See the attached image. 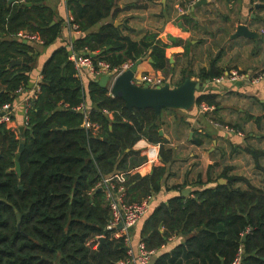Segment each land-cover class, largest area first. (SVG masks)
<instances>
[{
  "label": "trees",
  "instance_id": "16d2710c",
  "mask_svg": "<svg viewBox=\"0 0 264 264\" xmlns=\"http://www.w3.org/2000/svg\"><path fill=\"white\" fill-rule=\"evenodd\" d=\"M45 1L0 0V107L12 106L17 92L27 89L36 43L48 47L61 35L62 23H54V12ZM255 1L264 3L251 0ZM113 7L114 0L67 1L81 36L71 42L72 49L60 47L44 63L40 90L30 101L23 132L0 125V264H117L126 258L127 247L108 229L110 210L97 185L145 161L133 151L140 140L160 144L162 166L147 176L127 177V203L159 193L170 175L167 166L173 155L162 147L161 115L152 109H127L108 86L99 85V79L84 85L69 57L95 55L94 65L105 61L111 69L150 58L152 68L167 82L174 72L167 50L182 47L186 53L189 43L168 36L167 44L156 34L133 42L112 23L89 33ZM180 20L192 29L197 26L189 16ZM25 33L37 41L24 43L20 35ZM217 61L218 57L199 71L200 81L223 76ZM194 105L216 107V95H198ZM21 143L24 149L19 154ZM248 152L255 159L261 154ZM221 178L226 184L215 181L214 187L204 186L188 197H172L142 219L140 242L155 251L151 264H232L239 251L240 264H264V190L241 177ZM240 182L248 188L237 187ZM175 237L183 241L162 251Z\"/></svg>",
  "mask_w": 264,
  "mask_h": 264
},
{
  "label": "crops",
  "instance_id": "0c3cea01",
  "mask_svg": "<svg viewBox=\"0 0 264 264\" xmlns=\"http://www.w3.org/2000/svg\"><path fill=\"white\" fill-rule=\"evenodd\" d=\"M67 1H45L46 6L54 12V23H62V31L51 46L45 47L38 42L34 46L37 55L35 66L30 72L29 84L23 93L17 94L12 105L11 122L8 124V127L17 132L19 127L25 128L24 98L40 89L44 63L56 49H72L71 42L81 36L79 31L75 32L73 29ZM190 2L191 0H114L109 17L92 27L89 33H95L102 26L112 23L124 37L133 42H139L148 34H156L167 44H170L168 36L180 39L185 45L189 43L186 53L182 47L167 50L168 58L173 60L171 64L174 66L171 80L179 77L178 82L190 75L186 80L205 83L206 81L199 80L198 73L201 69H208L216 57V66L224 71L223 75L244 65L252 67V70L240 71L242 73H254L255 68H264V3L251 0H206L200 6H196L198 2L190 6ZM183 16L193 18L196 28L182 24L180 18ZM240 25L246 26L255 36H236ZM149 59L140 62L135 75L156 73L163 77L152 68ZM77 76L84 85L94 79L86 69H82ZM164 83L166 84L165 80ZM197 94H215L217 106L212 107L210 112L205 111L203 105H193L186 110H161L159 131L165 139L162 147L164 152L171 150L173 158L167 166L170 175L163 182L161 191L151 196L152 209L172 197H182V192L188 191L190 196L204 186L214 187L215 181L224 180L222 175L244 178L252 187L264 190V78L252 85L236 82L216 86L209 83ZM228 129H233L234 132H229ZM194 140L201 144L196 145ZM136 145L133 147L134 152L138 151L142 142L139 141ZM248 150L261 154H257L255 159ZM240 163L250 173L243 172ZM157 166H162V162ZM236 186L248 188L243 182ZM174 187L179 188L175 190ZM142 224L143 221L139 222L131 231L134 247L140 243ZM182 241V238H172L162 251L168 252Z\"/></svg>",
  "mask_w": 264,
  "mask_h": 264
},
{
  "label": "built area",
  "instance_id": "2783aa9c",
  "mask_svg": "<svg viewBox=\"0 0 264 264\" xmlns=\"http://www.w3.org/2000/svg\"><path fill=\"white\" fill-rule=\"evenodd\" d=\"M196 2H198V0H191L190 6H193ZM73 29L75 32H78L77 27L74 25ZM20 38L25 41L36 40L35 37L27 35L26 33L20 35ZM69 60L74 64L77 75H79L82 69H86L96 79H100L102 76H108L111 82L110 84H112V82L118 76H120L124 71L128 70L133 65L125 64L114 69H111L110 65L105 61H98L94 65L88 54H83L80 56L72 54L69 57ZM263 78L264 73H238L232 71L226 75L214 79L210 83L216 86L222 84H234L236 82L252 85L258 83ZM131 83L139 87L146 86L148 88L162 87L165 84L163 77L156 73H143L139 75L134 74ZM39 90L40 89H38L36 92L30 93L29 96L24 98L26 113L29 109L30 101L37 97ZM21 93H23L22 90L17 92V94ZM212 109V107H204V110L208 112H210ZM12 111L13 108L10 104H4L2 107H0V125L8 126V124L11 122ZM85 126L90 127V124L86 123ZM228 131L232 133L234 132L233 129H228ZM239 135L241 134L239 133ZM140 141L142 142V145L139 146L138 151L136 150V152L145 157V161L138 167L127 172L117 173L111 177L102 179V181L97 185V189H101V191L105 193V199L110 210V220L108 226L113 227V238L123 239L124 244L127 247L126 258L117 264H151L152 259L155 256V251L146 250L141 242L138 243L136 247H134L132 245L131 237V231L152 210L151 196L138 203H127L124 187L127 177L135 174L140 176L147 175L148 171L157 167L158 163L160 162V144H151L145 140ZM119 224H122L121 229L117 228ZM240 254L241 251H239L238 256L235 258L232 264H240Z\"/></svg>",
  "mask_w": 264,
  "mask_h": 264
},
{
  "label": "water",
  "instance_id": "95a60500",
  "mask_svg": "<svg viewBox=\"0 0 264 264\" xmlns=\"http://www.w3.org/2000/svg\"><path fill=\"white\" fill-rule=\"evenodd\" d=\"M21 1V0H9V4ZM206 0H201L197 3L196 6L205 4ZM30 6V4H27ZM258 6V5H257ZM54 24V23H52ZM236 36L243 37H252L255 36L254 33L250 32L246 26L240 25L237 27ZM24 43L26 41L24 40ZM94 57L95 55H90ZM170 63H173L172 59H169ZM141 61H137L130 67L128 70L124 71L120 76H118L112 84H110V79L108 76H102L98 83L101 87L109 86L110 84V93L114 98H121L125 102V107L129 110L132 109H152L156 114H160L161 110L164 108L172 109H190L195 103L197 93L203 91L206 87V84H209L210 81L205 83H200L197 81L185 80L183 84L178 87H171L168 83L162 87L157 88H148L146 86L139 87L131 83L134 74L137 72V67ZM149 63H152V60L149 59ZM13 64H20L19 61H14ZM19 132L22 133L24 127H19ZM159 135L163 136V133L159 131ZM24 144L21 143L19 146V154L23 152ZM19 159V155L17 156ZM16 172L20 175V166L16 162ZM220 185L226 184L225 180H219ZM20 189H22L20 187ZM101 191V189H98ZM190 193L188 191L182 192V197H187ZM118 229L122 228V224L117 226ZM109 230H113V227H108ZM245 236L242 241L245 240ZM100 245L104 244V238L99 239Z\"/></svg>",
  "mask_w": 264,
  "mask_h": 264
},
{
  "label": "rangeland",
  "instance_id": "374dc122",
  "mask_svg": "<svg viewBox=\"0 0 264 264\" xmlns=\"http://www.w3.org/2000/svg\"><path fill=\"white\" fill-rule=\"evenodd\" d=\"M227 44H228V42H227ZM243 45H246L245 43L243 44ZM252 67H249L248 65H244V66H239V69H233V70H236V71H234V72H237V71H239L238 73H242V72H240V71H247V70H252L251 69ZM253 71H255L254 73H264V68H262V69H254ZM179 79V77H176L175 79H173V80H168L166 83H168V84H173V85H171V87L172 86H176V84L178 83V80ZM228 154V153H227ZM226 154V155H227ZM239 165H241V169H242V171L243 172H247V173H250V170L248 169V168H246V167H244L241 163L239 164ZM254 180V179H253Z\"/></svg>",
  "mask_w": 264,
  "mask_h": 264
}]
</instances>
